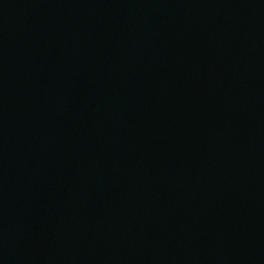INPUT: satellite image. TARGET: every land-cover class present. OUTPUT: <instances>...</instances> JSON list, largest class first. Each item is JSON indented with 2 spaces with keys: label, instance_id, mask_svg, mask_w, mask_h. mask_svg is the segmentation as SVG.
I'll return each mask as SVG.
<instances>
[{
  "label": "water",
  "instance_id": "1",
  "mask_svg": "<svg viewBox=\"0 0 264 264\" xmlns=\"http://www.w3.org/2000/svg\"><path fill=\"white\" fill-rule=\"evenodd\" d=\"M0 264H264V0H0Z\"/></svg>",
  "mask_w": 264,
  "mask_h": 264
}]
</instances>
